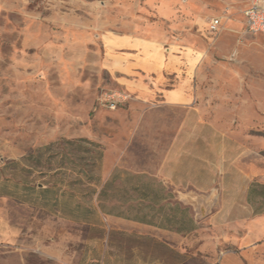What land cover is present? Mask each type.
<instances>
[{
    "label": "rangeland",
    "instance_id": "1",
    "mask_svg": "<svg viewBox=\"0 0 264 264\" xmlns=\"http://www.w3.org/2000/svg\"><path fill=\"white\" fill-rule=\"evenodd\" d=\"M254 1L264 3L0 0V184L52 186L59 199L51 211L0 195V264L262 263L233 238L250 205L264 211V34L247 33L243 18ZM121 37L192 54L191 107L137 100L115 69ZM179 132L194 134L185 143L218 170L224 158L212 190L175 188L160 174ZM81 139L95 145L70 143ZM178 201L196 221L187 234L99 207L164 205L160 220Z\"/></svg>",
    "mask_w": 264,
    "mask_h": 264
},
{
    "label": "crops",
    "instance_id": "2",
    "mask_svg": "<svg viewBox=\"0 0 264 264\" xmlns=\"http://www.w3.org/2000/svg\"><path fill=\"white\" fill-rule=\"evenodd\" d=\"M116 42L115 48L119 49L116 58L119 62L115 69L123 72L119 79L137 100L146 103L155 101L157 106L171 109L191 107L193 93L187 73L195 63L192 54H160L150 42L133 37H121ZM190 137H194V134L183 135L179 132L174 135L161 165L160 174L175 188L212 190L218 183V171L223 172L224 158H221L222 169L218 170L217 165L213 164V156L210 158L209 154H195L189 148L185 139ZM191 194L183 195L190 199ZM178 196L184 203H188L185 198ZM250 208L252 215L241 220L244 232L233 238L243 255L252 257L254 254L255 259L263 263L264 211L255 212L251 205ZM217 215L216 212L211 219H215Z\"/></svg>",
    "mask_w": 264,
    "mask_h": 264
},
{
    "label": "trees",
    "instance_id": "3",
    "mask_svg": "<svg viewBox=\"0 0 264 264\" xmlns=\"http://www.w3.org/2000/svg\"><path fill=\"white\" fill-rule=\"evenodd\" d=\"M86 142L90 145H95L93 142L88 141L86 139H81L78 141H70V143L77 142L78 145H80V142ZM264 155V152H263ZM77 173L81 176H86L87 178L90 177V174L78 170ZM259 186L264 190V184H259ZM164 187V186H163ZM165 188V187H164ZM54 187L51 186V188H42L38 187V185L34 184L33 182L24 180L21 182H14L11 188H9L7 181L0 184V195L2 196H10L12 198H15L16 200L20 202H26L33 206L48 209L53 211V209H57L59 203H58V190H53ZM50 192H53L54 196L53 198H49L48 194ZM171 191H168L167 196L169 198L172 197ZM167 200L166 196L160 197L159 200ZM260 201L264 203V192L261 193ZM99 207L101 208V211L104 214H114L116 216L134 220L140 223L152 225L158 228H164L168 230H172L181 234H187L190 231L194 230L196 228V221L192 215H188V207L180 203L179 201L176 202L175 208H170L173 212H163L161 214V219L159 220V213L164 210V205L160 206L158 209H156L153 206H147L146 207H140L137 209V211L133 214L128 210L127 212L124 211H116L114 207H108L105 204H99ZM127 211V210H126ZM89 213H93L89 208L87 210ZM84 220V219H79ZM86 221V220H84ZM174 223L177 226L174 227L171 224Z\"/></svg>",
    "mask_w": 264,
    "mask_h": 264
},
{
    "label": "built area",
    "instance_id": "4",
    "mask_svg": "<svg viewBox=\"0 0 264 264\" xmlns=\"http://www.w3.org/2000/svg\"><path fill=\"white\" fill-rule=\"evenodd\" d=\"M245 30L249 34H264V3L254 1L243 10ZM221 20L218 17L212 18L209 22V31L212 33L220 29ZM119 97H123L118 95ZM124 99V98H123ZM116 106L115 100L112 107Z\"/></svg>",
    "mask_w": 264,
    "mask_h": 264
},
{
    "label": "water",
    "instance_id": "5",
    "mask_svg": "<svg viewBox=\"0 0 264 264\" xmlns=\"http://www.w3.org/2000/svg\"><path fill=\"white\" fill-rule=\"evenodd\" d=\"M201 212H202L203 214H205V206H202V207H201Z\"/></svg>",
    "mask_w": 264,
    "mask_h": 264
}]
</instances>
